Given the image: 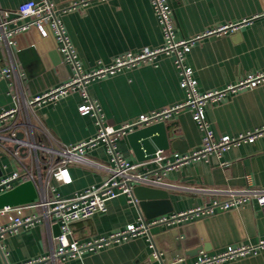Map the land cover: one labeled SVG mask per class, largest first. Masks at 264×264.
Segmentation results:
<instances>
[{"label": "crops", "instance_id": "crops-1", "mask_svg": "<svg viewBox=\"0 0 264 264\" xmlns=\"http://www.w3.org/2000/svg\"><path fill=\"white\" fill-rule=\"evenodd\" d=\"M22 1L0 0V19L4 18L3 10H15ZM166 2L172 9L175 38L198 36L184 54V62L192 69L200 92L225 88L248 74L264 72V0ZM10 17L16 18L13 13ZM59 18L83 73L108 66L127 53L156 48L164 42L150 0H92L87 5L60 13ZM229 24L239 26L203 35L210 29ZM12 38L13 44L0 42V66L12 69L9 78L0 79V111L14 106L15 91L31 97L75 75L72 65L62 60L52 34L42 36L31 27L14 33ZM30 45L39 49L42 63L38 68L44 67L43 71L37 69L34 62L23 68L16 57L17 50ZM88 90L99 104L106 122L115 127L134 121L139 114L169 107L185 99L171 53H158L134 66H122L91 78ZM80 102L81 96L75 91L55 103L36 106L29 116L36 142L43 146L49 144L39 128L63 144H75L93 137L96 133L94 119L90 114L78 111ZM204 115L217 135L235 136L264 130V82L227 91L221 100L204 107ZM19 118L25 120L24 114ZM165 124L169 126V145L160 150L166 158L200 148L203 132L192 119L190 109L173 113ZM117 148L127 161L141 163L140 170L156 167L152 158H136L126 135L118 140ZM41 155L42 151H39ZM84 156L102 163L108 160L101 142L87 148ZM0 168L1 176L18 169L16 160L1 146ZM68 170L72 177L70 183L48 178L46 197L54 191L62 197L71 196L100 184L107 175L104 169L86 163H70ZM163 180L165 183L159 188L166 191L173 206L171 212L223 199L228 189L263 188L264 131L253 141L231 146L220 155L211 152L170 169ZM107 208L106 213L73 222L69 238L84 240L105 235L138 220V207L124 194L107 200ZM57 226L52 220L42 219L31 226L19 227L13 233L0 235V264H19L47 254L56 246ZM150 232L159 257L153 256L147 237L137 235L57 264H162V261L180 257L191 263L201 250L213 254L228 246L252 244L264 238V204L250 198L236 207L216 208L212 213L175 225L154 226ZM218 264H264V249Z\"/></svg>", "mask_w": 264, "mask_h": 264}, {"label": "built area", "instance_id": "built-area-1", "mask_svg": "<svg viewBox=\"0 0 264 264\" xmlns=\"http://www.w3.org/2000/svg\"><path fill=\"white\" fill-rule=\"evenodd\" d=\"M91 1L23 0L15 10L2 11L4 18L0 19V42L6 45L13 44L12 36L14 33L24 32L31 27H35L42 36L48 34L54 36L58 50L62 54V60L70 63L75 70L74 76L40 94L25 97L15 91L13 94L14 106L0 111V146L16 160L18 166L17 171L0 176V193L26 180H31L37 191V198L33 202L0 208V235L13 233L19 227L31 226L42 219L52 220L59 226V233L54 237L56 246L53 249L47 254L25 260L19 264H57V262H63L67 258L80 257L85 252H97L137 235H145L153 256L159 257V251L150 232L152 227L175 225L200 215L212 213L216 208L236 207L250 198H255L259 204H264V187H246L228 189L225 198L212 200L204 205L195 206L184 211L170 212L151 218L143 216L137 205L138 200L133 194L134 186H163L165 183L163 177L168 170L178 168L192 159L203 158L211 152L220 155L222 151L231 146L239 145L242 142H251L263 133L264 130H255L235 136L217 135L205 119L204 107L221 100L227 91L262 84L264 82V72L248 74L237 83L229 84L225 88L200 92L197 88V80L192 75V69L184 62V54L190 49L193 41L198 36L189 39L175 38L172 9L166 0H150L164 38L161 46L152 49L143 48L134 54L127 53L125 57L116 58L114 63L93 72H80L79 61L65 33L59 14L77 6L87 5ZM11 13L16 18L12 19L10 17ZM238 26L239 24L218 26L206 31L203 35L217 33L228 28L235 29ZM158 53L173 54L174 64L180 76V86L185 91V99L169 107L139 114L134 121L118 127L106 122L99 104L89 93L88 82L91 78L114 71L122 66H134L153 58ZM11 74V68L0 66V79L9 78ZM75 91L81 96L78 111L81 114H90L94 119L95 135L75 144H63L55 140L43 128H39L47 137L49 144L47 146L38 144L34 137L32 124L29 122V116L33 114L34 108L44 103H55L60 98ZM186 108L191 110L192 119L203 132L200 148L190 153H175L173 158H166L161 150H157L154 157H152L156 167L147 170H140L141 163H131L119 153L117 142L129 131L155 122H165L173 113ZM20 114H24L25 120H20ZM100 142L105 145L107 153L108 160L105 163L84 156L87 148ZM39 151H42L41 156H39ZM70 163L90 164L104 169L107 175L100 184L91 185L71 196L62 197L53 188H50L54 192L50 197H46L45 192L49 187V177H54L61 183L72 181L68 170ZM119 194L126 195L128 200L138 207L137 222L129 223L120 229L93 238L84 240L69 238L73 222L93 218L99 213H106L108 211L107 200ZM256 249H264V238L252 244L228 246L226 249L213 254L201 250L191 263L185 262L180 257L174 260L162 261V264H218L244 256Z\"/></svg>", "mask_w": 264, "mask_h": 264}, {"label": "water", "instance_id": "water-1", "mask_svg": "<svg viewBox=\"0 0 264 264\" xmlns=\"http://www.w3.org/2000/svg\"><path fill=\"white\" fill-rule=\"evenodd\" d=\"M39 54L40 51L35 45H30L15 52L23 68H25L27 64L34 62L37 65V69L43 71L44 67L38 68L42 63ZM49 55L52 56L53 53H49ZM168 129L169 126H167L165 122L159 121L129 131L126 134V138L136 158L138 160L149 159L154 157L157 150L167 148L169 145ZM20 136L19 134V137ZM1 174L2 171L0 168V176ZM133 194L138 200L137 205L145 218L170 213L173 210V206L167 197L166 191L159 187L136 185L133 188ZM36 198L37 191L33 182L31 180H26L0 193V208L30 203ZM57 227L59 233V226Z\"/></svg>", "mask_w": 264, "mask_h": 264}]
</instances>
